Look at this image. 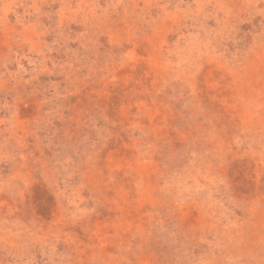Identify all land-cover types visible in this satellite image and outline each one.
<instances>
[{
  "label": "rangeland",
  "instance_id": "rangeland-1",
  "mask_svg": "<svg viewBox=\"0 0 264 264\" xmlns=\"http://www.w3.org/2000/svg\"><path fill=\"white\" fill-rule=\"evenodd\" d=\"M0 264H264V0H0Z\"/></svg>",
  "mask_w": 264,
  "mask_h": 264
}]
</instances>
